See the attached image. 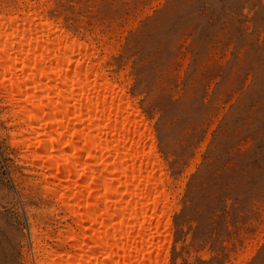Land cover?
<instances>
[{
	"label": "rangeland",
	"instance_id": "rangeland-1",
	"mask_svg": "<svg viewBox=\"0 0 264 264\" xmlns=\"http://www.w3.org/2000/svg\"><path fill=\"white\" fill-rule=\"evenodd\" d=\"M42 3L95 44L151 127L171 199L165 264H264V0ZM4 110L0 264H45L31 225L59 249L70 220L11 144Z\"/></svg>",
	"mask_w": 264,
	"mask_h": 264
},
{
	"label": "bare ground",
	"instance_id": "bare-ground-1",
	"mask_svg": "<svg viewBox=\"0 0 264 264\" xmlns=\"http://www.w3.org/2000/svg\"><path fill=\"white\" fill-rule=\"evenodd\" d=\"M44 3H0L9 138L70 220L56 233L66 247L39 243L33 224L31 240L45 264H165L171 199L151 127L95 44L48 16Z\"/></svg>",
	"mask_w": 264,
	"mask_h": 264
}]
</instances>
